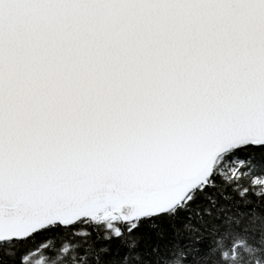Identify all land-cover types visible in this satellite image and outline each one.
I'll list each match as a JSON object with an SVG mask.
<instances>
[{
  "label": "snow or ice",
  "instance_id": "obj_1",
  "mask_svg": "<svg viewBox=\"0 0 264 264\" xmlns=\"http://www.w3.org/2000/svg\"><path fill=\"white\" fill-rule=\"evenodd\" d=\"M0 264H264V0H0Z\"/></svg>",
  "mask_w": 264,
  "mask_h": 264
}]
</instances>
